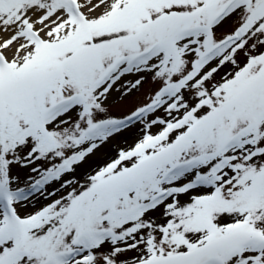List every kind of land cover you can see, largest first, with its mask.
Segmentation results:
<instances>
[{"label":"snow or ice","instance_id":"obj_1","mask_svg":"<svg viewBox=\"0 0 264 264\" xmlns=\"http://www.w3.org/2000/svg\"><path fill=\"white\" fill-rule=\"evenodd\" d=\"M0 264H264V0H0Z\"/></svg>","mask_w":264,"mask_h":264}]
</instances>
